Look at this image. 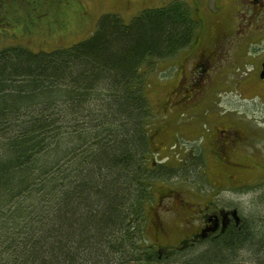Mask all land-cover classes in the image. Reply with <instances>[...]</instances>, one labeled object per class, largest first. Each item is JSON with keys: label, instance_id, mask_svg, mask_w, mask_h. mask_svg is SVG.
<instances>
[{"label": "trees", "instance_id": "1", "mask_svg": "<svg viewBox=\"0 0 264 264\" xmlns=\"http://www.w3.org/2000/svg\"><path fill=\"white\" fill-rule=\"evenodd\" d=\"M4 12L0 31L11 20ZM199 33L191 7L173 0L129 23L106 13L91 36L53 51L0 47V264H86L75 253L87 250L88 264L178 258H160L147 238L153 186L181 166L149 157L158 130L146 74ZM243 232L212 242L201 261L228 260L252 239Z\"/></svg>", "mask_w": 264, "mask_h": 264}, {"label": "rangeland", "instance_id": "2", "mask_svg": "<svg viewBox=\"0 0 264 264\" xmlns=\"http://www.w3.org/2000/svg\"><path fill=\"white\" fill-rule=\"evenodd\" d=\"M170 1L173 0H0V12L6 13L4 11H7V15L11 19L8 20V24L1 21L3 31H0V47L21 44L35 52L53 51L56 48L70 46L91 36L95 32L100 18L106 13H118L126 23H129L144 8L160 7ZM183 1L191 7L193 17L200 22V40L203 33L205 34L211 26L213 21L211 15L218 9L217 1ZM229 12L228 19L232 21L235 18L234 8H231ZM177 56L158 62L155 69L146 74L147 94L151 102L154 120L150 128L154 132L156 130L160 132L157 131L153 139V147L158 156L150 153L149 157L157 158L160 162L168 164L173 162L174 166H181L176 176L161 180L158 185L154 184L153 186V197L149 201L147 209L148 215L152 216L153 224L151 223V228L147 230L149 232L147 238L155 243L158 240L157 244L167 246L174 244L176 238L181 235L179 230L181 224L179 223L183 221V218L179 214V209L175 207L172 201L166 199L164 204L160 206V191L186 189L189 192L186 198L191 200L190 192L193 190L198 192L203 187V197L215 198L219 192L218 198L225 202L234 199L236 202H240L246 213L247 226L250 230L252 229L253 237H251L254 239V244L252 247L247 244L245 248L234 251L232 257L228 258L232 262L231 264H242V262L264 264L263 182L256 183L251 187L249 182H239L238 184L246 185L240 186V191L235 192L233 187L225 184L219 176L222 174L223 177L224 171L221 173L209 161L208 164H205L206 161L204 162L200 152L201 138H196L199 134L188 133L183 127L184 123H180L181 126L178 125L177 128L170 123L172 119L169 112V109L172 108L170 92L178 79L177 75L172 78L176 73V63L187 65L190 58L189 56L185 58V54ZM158 68L160 69L158 70ZM179 76H181L180 73ZM236 76V73L230 74L223 91L218 94L219 109L226 110L228 114L237 116L239 120H246L249 124L264 121V97L257 96L259 90L256 88L242 89V86L238 87L235 83ZM182 101L181 99L180 102ZM199 113H203V108L199 110ZM182 117L180 120H185ZM180 127L182 133L179 136L175 131L180 130ZM76 140L78 139L75 136ZM174 143L176 146L172 150L170 145ZM191 151L194 152L190 154ZM252 172L255 171H250V173ZM258 175V172L252 173V177L257 178ZM3 210L5 207L0 208V221L4 217ZM250 212L254 214L252 217L248 216ZM159 216L163 225L166 224L167 226V230L165 227L163 233L157 232L155 227ZM195 219L198 217L196 216ZM157 235H160L158 239ZM140 239L139 236L138 242H141ZM201 251L203 250L185 249V251L180 250L175 254L168 255L178 256L175 260L163 258L160 263L139 262L136 264H202L203 261L199 255L202 253ZM75 255L80 263L88 264L94 261L90 257V250L75 253ZM107 256L108 254L105 252L103 257L106 258Z\"/></svg>", "mask_w": 264, "mask_h": 264}, {"label": "flooded vegetation", "instance_id": "3", "mask_svg": "<svg viewBox=\"0 0 264 264\" xmlns=\"http://www.w3.org/2000/svg\"><path fill=\"white\" fill-rule=\"evenodd\" d=\"M216 1L217 11L213 15L209 13L213 17L211 26L198 42L178 54L189 56L190 65H182L179 71L182 77H178L170 92L171 109L188 133L199 134L196 138H201L200 152L205 164L209 161L218 171H224L223 177L219 176L238 192L240 186L246 185L239 182H249L250 187L260 182L264 184V121L249 124L219 109L218 94L223 91L230 74L236 73L238 87L256 88L259 90L257 96L264 97V0ZM231 8L235 16L232 21L228 19ZM175 77L174 74L172 78ZM181 117L185 120H180ZM181 133L180 127L179 136ZM252 170L255 171L252 173L258 172L259 177H252ZM188 193L186 189L159 192L160 206L165 199L172 201L183 218L179 223L181 235L174 244L161 246L160 258L185 249L212 248V242H221L235 233L243 234L248 228L246 213L235 199L225 202L218 198L219 192L215 198L203 197V187L198 192H190L191 200L186 198ZM253 215L250 212L248 216ZM161 221L159 216L156 222L159 233H163L165 227L167 230ZM235 243L232 242L231 248ZM253 244L254 239H251L248 246ZM219 262L232 263L229 260ZM211 263L217 264L205 259L202 264Z\"/></svg>", "mask_w": 264, "mask_h": 264}, {"label": "bare ground", "instance_id": "4", "mask_svg": "<svg viewBox=\"0 0 264 264\" xmlns=\"http://www.w3.org/2000/svg\"><path fill=\"white\" fill-rule=\"evenodd\" d=\"M152 148H153V145H152ZM156 153V152H155ZM158 156V155H157ZM156 187V186H155Z\"/></svg>", "mask_w": 264, "mask_h": 264}, {"label": "water", "instance_id": "5", "mask_svg": "<svg viewBox=\"0 0 264 264\" xmlns=\"http://www.w3.org/2000/svg\"><path fill=\"white\" fill-rule=\"evenodd\" d=\"M239 218V217H238Z\"/></svg>", "mask_w": 264, "mask_h": 264}]
</instances>
